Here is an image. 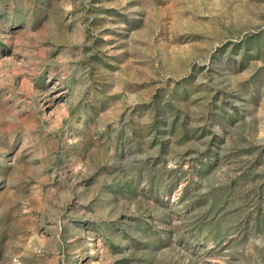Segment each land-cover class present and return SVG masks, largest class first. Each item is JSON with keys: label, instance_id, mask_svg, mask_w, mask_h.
I'll list each match as a JSON object with an SVG mask.
<instances>
[{"label": "rangeland", "instance_id": "obj_1", "mask_svg": "<svg viewBox=\"0 0 264 264\" xmlns=\"http://www.w3.org/2000/svg\"><path fill=\"white\" fill-rule=\"evenodd\" d=\"M0 264H264V0H0Z\"/></svg>", "mask_w": 264, "mask_h": 264}]
</instances>
